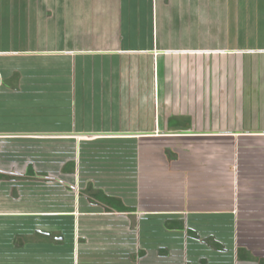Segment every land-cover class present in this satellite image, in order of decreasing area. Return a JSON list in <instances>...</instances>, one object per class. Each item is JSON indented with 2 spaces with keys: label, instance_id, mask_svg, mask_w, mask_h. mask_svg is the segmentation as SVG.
I'll list each match as a JSON object with an SVG mask.
<instances>
[{
  "label": "crops",
  "instance_id": "obj_1",
  "mask_svg": "<svg viewBox=\"0 0 264 264\" xmlns=\"http://www.w3.org/2000/svg\"><path fill=\"white\" fill-rule=\"evenodd\" d=\"M0 264H264V0H0Z\"/></svg>",
  "mask_w": 264,
  "mask_h": 264
},
{
  "label": "trees",
  "instance_id": "obj_2",
  "mask_svg": "<svg viewBox=\"0 0 264 264\" xmlns=\"http://www.w3.org/2000/svg\"><path fill=\"white\" fill-rule=\"evenodd\" d=\"M2 178H3V176H2Z\"/></svg>",
  "mask_w": 264,
  "mask_h": 264
}]
</instances>
